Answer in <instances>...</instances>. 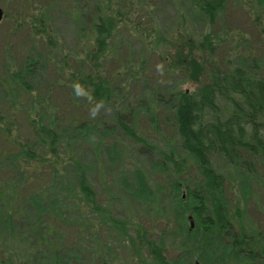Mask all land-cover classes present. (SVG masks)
<instances>
[{
	"label": "rangeland",
	"instance_id": "obj_1",
	"mask_svg": "<svg viewBox=\"0 0 264 264\" xmlns=\"http://www.w3.org/2000/svg\"><path fill=\"white\" fill-rule=\"evenodd\" d=\"M97 2L0 0V113L5 118L1 125L10 127L11 139L29 141L44 159L28 163L21 153L6 158L16 140L9 146L0 141V217L17 211L29 222L27 228L24 224L7 231L10 234L0 230V264L44 263L43 254L33 256L29 248L32 241L27 234L37 219L42 221L35 225L41 227L40 235L46 234L47 220L54 222L47 248L58 249L62 264H103L96 254L105 259L108 248L112 250L104 264H139L137 252L150 261L145 247L139 245L142 230L130 227L120 234L113 220L143 225L148 240L168 248L170 262L186 264L185 234L196 222L188 211H178L169 173L148 149L163 151L164 140L172 139L173 131L164 119L158 120L159 132L153 131L140 102L149 113L164 112L172 92L193 91L196 83L182 74L189 52L197 57L196 63L205 59L197 47L203 41L212 45L216 64L255 72L250 64L254 61L264 77V0H228L212 22L197 12L191 0H99V9L109 6L118 27L105 53L91 63L86 55L94 52L90 24ZM39 20L45 23L38 26ZM33 24L38 27L33 29ZM42 25L45 33L36 34ZM26 62H30L24 78L28 91L17 87L11 100L2 80ZM78 72L92 77L107 73L113 80L110 102L95 103L90 88L77 86V79L71 78ZM126 110L131 111L127 121L133 136L143 139L147 148L121 133L117 125L109 130L115 113ZM83 116L107 126L105 132L85 134L67 126L70 119ZM39 119L43 125L51 119L61 125L54 127L60 136L56 157L32 140L29 121ZM75 166L85 172L110 218L107 214L100 218L80 196H73ZM256 178L232 176V197L241 205L243 224L249 230L264 228V173Z\"/></svg>",
	"mask_w": 264,
	"mask_h": 264
},
{
	"label": "trees",
	"instance_id": "obj_2",
	"mask_svg": "<svg viewBox=\"0 0 264 264\" xmlns=\"http://www.w3.org/2000/svg\"><path fill=\"white\" fill-rule=\"evenodd\" d=\"M227 1L191 0V5L212 22L215 15L223 10ZM99 3L98 0L93 5L94 18L90 24L94 52L86 55V62L91 63L97 62L98 57L105 53L107 41L118 27L115 20L117 17L109 13V6L101 11ZM42 23L45 21L39 20L37 25ZM33 26V29L38 27L36 24ZM44 26L39 27V30L36 29L35 33H45L42 29ZM198 46L204 51L205 59L198 58L196 63L197 57L189 52L182 74L185 79L196 83L197 87L193 91L172 92L168 111L164 112H157L158 109H155L154 113H149V108L147 109L143 100L140 102L139 109L142 108L145 114L148 113L147 122L153 131L159 132V122L162 119L173 131L172 139L164 140L163 151H155L153 147L148 149L160 159L164 170L169 173L172 188L175 190L172 191L177 196L178 211L181 213L188 211L196 222L193 229L188 228L185 234L188 239L184 240L187 245L182 248L183 250L181 249L189 257L186 264H264V228L261 226H255L251 230L246 228L243 224L244 215L241 213V205L233 199L231 190L233 175L244 179L246 176L256 178L264 173V77L259 76L254 61L250 64L255 72H247L239 67L225 68V65L216 64L211 58L213 49L210 42L203 41L197 44ZM25 65L7 74L8 76L2 80L1 84L11 100H15L17 87L28 91L24 78L29 74L30 62L28 64L26 62ZM70 76L72 79H77V86L90 88V96L95 103L110 102L113 80L107 73L92 77L78 72V74L71 73ZM126 111L116 112L115 122L108 128L111 130L117 125L121 133L137 140L128 126L127 120L131 111ZM4 119L0 118V141L7 144L13 142V139L16 140L15 146L9 149L6 158L21 153L28 163L43 162V156L33 151L29 141L25 142L14 137L11 139L10 127L1 125ZM69 121L67 126L85 134L91 130L105 132L107 127L98 120H88L87 117L82 119L77 117ZM29 123L33 127L32 140L36 141L38 147L44 146L47 153L56 157L55 146L60 141V136L58 137L54 127L61 126L60 123L55 119H51L45 125L40 119L30 120ZM99 138L103 140V135ZM138 140L140 145L147 148V145L143 144L145 142L143 139ZM75 175L77 185L73 196L77 199L80 196L82 199L80 201L85 202L100 218L106 214L110 218L109 212L102 209L98 203L95 192L87 182L81 167L75 166ZM28 223L18 216L17 211H13L0 217V230L10 234L7 231L20 229L24 224L27 228ZM41 223V219L35 220L34 227L27 234L32 241L29 248L34 251L33 256L43 254V264H62L58 249L55 251L53 246L47 248L49 243L47 239L55 231L54 222L47 220L46 225L49 227L45 228L46 234L40 235L41 227L35 225L39 226ZM113 223L116 224L120 234H124L130 227L142 230L138 238L139 245L145 247L151 259L147 261L142 253L137 252L139 264H175L169 261L168 248L166 249L163 243L154 244L148 240V232L143 225L118 220H113ZM100 249L104 250L102 247ZM111 250L110 248L106 250L109 252L103 256L105 259L97 253V262L104 264Z\"/></svg>",
	"mask_w": 264,
	"mask_h": 264
},
{
	"label": "water",
	"instance_id": "obj_3",
	"mask_svg": "<svg viewBox=\"0 0 264 264\" xmlns=\"http://www.w3.org/2000/svg\"><path fill=\"white\" fill-rule=\"evenodd\" d=\"M1 19H2V11L0 10V21H1ZM193 225H192V223H191V227H192Z\"/></svg>",
	"mask_w": 264,
	"mask_h": 264
}]
</instances>
